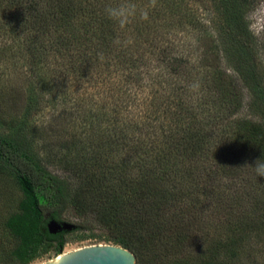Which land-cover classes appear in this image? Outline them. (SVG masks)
<instances>
[{"label": "trees", "instance_id": "1", "mask_svg": "<svg viewBox=\"0 0 264 264\" xmlns=\"http://www.w3.org/2000/svg\"><path fill=\"white\" fill-rule=\"evenodd\" d=\"M260 2L0 0V91L28 83L21 123L0 132V177L22 193L16 212L0 204V264L62 254L67 232L48 224L71 210L137 264H255L264 177L245 166L264 157ZM116 3L136 8L124 29L103 12ZM58 105L91 131L64 140L62 173L28 136Z\"/></svg>", "mask_w": 264, "mask_h": 264}, {"label": "rangeland", "instance_id": "2", "mask_svg": "<svg viewBox=\"0 0 264 264\" xmlns=\"http://www.w3.org/2000/svg\"><path fill=\"white\" fill-rule=\"evenodd\" d=\"M250 20L253 31L256 34L262 33L264 30V0H261L258 9L251 15ZM6 85L8 88L0 91V132L3 133H5V128L15 127L21 123L28 105V83L22 76L16 81H8ZM244 96L246 98L245 103L248 104V94L245 92ZM240 116L251 117L247 107H244L240 112ZM86 118L83 114H78L75 108L71 109V106L69 108L63 105L48 106L34 118L28 136L33 141L34 153L43 159L51 171L62 173L65 170V165L60 161L61 154L65 152V139H71L74 134L82 137L91 135ZM21 197L22 193L16 182L7 176H1L0 204L2 214L7 215L16 212ZM64 221L75 225L76 228L67 231V244L63 253H70L92 245L112 244L106 241L109 232L104 227L96 222L87 224V221L78 216L75 210L69 211L65 215ZM85 225L89 227L88 230L83 228ZM81 226L82 228H78ZM261 251L255 252V264H264V248ZM58 256L52 251L32 264H43Z\"/></svg>", "mask_w": 264, "mask_h": 264}, {"label": "water", "instance_id": "3", "mask_svg": "<svg viewBox=\"0 0 264 264\" xmlns=\"http://www.w3.org/2000/svg\"><path fill=\"white\" fill-rule=\"evenodd\" d=\"M75 228V225L65 221L52 220L48 224L49 232L54 235ZM43 264H137V257L121 246L99 244L83 247L70 253H62Z\"/></svg>", "mask_w": 264, "mask_h": 264}, {"label": "clouds", "instance_id": "4", "mask_svg": "<svg viewBox=\"0 0 264 264\" xmlns=\"http://www.w3.org/2000/svg\"><path fill=\"white\" fill-rule=\"evenodd\" d=\"M103 12L106 18L120 29H124L136 16L135 5L131 3L107 4ZM117 43H119V41H117ZM245 168H250L257 179L264 177V157L258 159L255 166L248 165L245 166Z\"/></svg>", "mask_w": 264, "mask_h": 264}]
</instances>
